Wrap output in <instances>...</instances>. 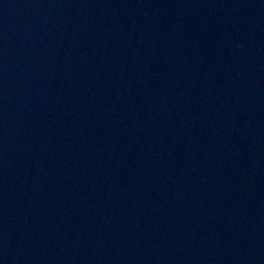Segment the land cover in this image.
Listing matches in <instances>:
<instances>
[{"label": "water", "instance_id": "1", "mask_svg": "<svg viewBox=\"0 0 264 264\" xmlns=\"http://www.w3.org/2000/svg\"><path fill=\"white\" fill-rule=\"evenodd\" d=\"M0 264H264V0H0Z\"/></svg>", "mask_w": 264, "mask_h": 264}]
</instances>
